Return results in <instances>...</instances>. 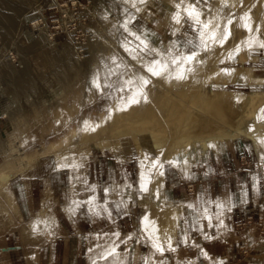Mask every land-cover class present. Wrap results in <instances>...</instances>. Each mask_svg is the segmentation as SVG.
<instances>
[{"label":"rangeland","instance_id":"1","mask_svg":"<svg viewBox=\"0 0 264 264\" xmlns=\"http://www.w3.org/2000/svg\"><path fill=\"white\" fill-rule=\"evenodd\" d=\"M193 3L204 13L202 21L219 25L217 33L229 30L226 42L237 30L241 38L227 48L226 42L209 41L205 49L185 12L190 0H0V173L7 170L0 184V264H230L228 257L240 244L251 248L244 264H264V213L248 229L250 224L231 225L224 210L214 214L211 220L221 228L197 238L198 248L192 242L194 249H186L175 246L181 203L171 192L179 168L185 176L199 166L205 170L213 159L235 155L241 161L243 150L244 160H250L247 169L261 177L264 203V142L256 146L236 138L229 144L216 137L171 153L163 137L153 151L143 147L140 154L129 141L143 136L125 131L145 113L156 117L153 100L161 84L147 69L154 61L158 70L167 64L162 74L174 81L179 68L173 67L172 55L178 52L211 57L224 48L227 53L216 56L204 75V61L185 65L194 66L179 81L182 91L209 86L237 93L238 110L244 99L264 94V0ZM231 53L246 59L227 62ZM239 67L247 68L248 83L241 81ZM229 68L235 69V82L206 84L207 77L220 79ZM142 80L149 82L145 86ZM141 89L143 95L134 96ZM132 97L138 102L129 103ZM258 138L264 140V134ZM61 170L69 182L57 180ZM163 201L175 207L176 217L168 233L173 236L157 251L148 242L158 235L150 213ZM65 206L75 212L74 231L65 230L61 215L59 221L53 216ZM187 215L196 218L192 210ZM23 234L30 239L25 244ZM210 243L217 247H206Z\"/></svg>","mask_w":264,"mask_h":264},{"label":"bare ground","instance_id":"2","mask_svg":"<svg viewBox=\"0 0 264 264\" xmlns=\"http://www.w3.org/2000/svg\"><path fill=\"white\" fill-rule=\"evenodd\" d=\"M256 14H258V12ZM235 34L236 35L234 38L236 39L241 38L239 37L242 35L241 32L237 30L235 31ZM234 38L233 40L232 38H230L231 39L230 42L229 41L226 42L227 44L226 47L224 46V48H227V46L228 47L231 46V44H233ZM234 44H236V42H234ZM224 48H221V51L218 52V55H216L217 52L215 51L216 54L215 56H211L212 58L209 57L211 54L208 56L209 52L208 53L202 52L201 54L198 55L197 60L198 59L202 60L204 61V64L205 63L207 64L206 68L202 69L203 75L205 71L206 73H209V66H210L209 64H211V66L214 68L212 64H214L216 56L218 57L221 54H225L227 56V53L225 52L226 50ZM232 56L233 54L231 53L227 62L228 61L236 62V60L238 59L241 62L244 61V59H246L244 56H240L237 58H233ZM225 60L226 59H224V61ZM203 66L205 65L203 64L199 65L200 68ZM238 69L242 70L243 72L241 81L244 83L245 82L248 83L249 81L246 80L247 68L245 69L244 67H239ZM163 74L159 75L157 79L158 86L159 84H161L160 85L161 88H159V94L155 95L154 97L155 99L153 100V102L156 105V112H157L156 117L148 116L146 115L147 113H145L143 114L144 116H142V119L139 122H134V120L132 119L130 121L131 122L130 127H128L125 130L126 132L131 131L134 134L135 133L137 134L139 132L138 134L143 136L142 139H139L138 136L137 137L134 136L135 138L134 137L131 138V141H129L128 139L130 144H132L133 149L135 148L137 151H139L140 154H142L143 147H146L149 150L153 151L156 145L158 146V144H162L163 137L167 139L166 145L168 146L166 148L169 147L167 150L171 153L178 148H182L186 146L191 141L197 140L201 142H205V141L207 142V141H213V139H215L216 137H220L223 140L225 138L226 141L230 143L232 142L233 139L242 138L243 140H246L256 146H258L257 144H259L258 141L264 142V140H259L258 138L260 134H264V94H260L256 97H253L251 98L250 101H246L244 99L243 109L238 110L236 106L239 100V94L237 93L221 91V90L211 91V88H209V86L208 88L199 87L198 91H192L189 93L184 90L182 91V87H180L181 83H179V81H183V80L174 79V81H172V79H168L169 81H171L168 82L167 78H165ZM208 75L209 74H207V76ZM235 81H236L235 69L229 68L224 72V76L220 79L208 80L207 77L206 84H210L212 82H216L218 84H228ZM202 82L204 83L205 80H203ZM171 92L174 94L175 96L174 98L170 96ZM192 96L195 97L192 98ZM182 97L186 98L187 101L182 100L183 99ZM244 97L247 96H243V98ZM247 102H249V106L247 105ZM179 103H181V105L182 103H186L188 107L186 108L183 107L184 104L181 107ZM144 107L145 106L141 107V109L139 108V110L143 111L145 109ZM136 110H135V114H136ZM137 119L138 118H136V120ZM112 121H114L113 118ZM138 125H140L139 130H137ZM116 131L119 132V130ZM255 134H257V136H255ZM126 135L128 134L126 133ZM58 144L52 145L53 147H51V150L52 149L55 150ZM169 152L167 153L168 157H169ZM165 156L166 155H164L163 157ZM6 174H7V170H6ZM6 174L2 173L1 171L0 184L4 182V177L6 176ZM153 208H154L153 210L154 215L157 217L160 224V228H161L160 235L165 237L166 234L170 233L169 228L176 217L175 216L176 209L175 207H172L170 203H167L166 205L163 206L162 212L161 210L159 211L154 206ZM22 241L25 244L26 242L30 241V239L26 235V236H22ZM215 244L210 243L207 244L206 247L216 248L217 246Z\"/></svg>","mask_w":264,"mask_h":264},{"label":"crops","instance_id":"3","mask_svg":"<svg viewBox=\"0 0 264 264\" xmlns=\"http://www.w3.org/2000/svg\"><path fill=\"white\" fill-rule=\"evenodd\" d=\"M228 143L231 144L230 142ZM239 151L236 150L237 153H240ZM247 155L246 152L241 150V161L239 158H235V155L234 158L230 159L227 157L226 160L218 161L213 159L211 162H205V170L200 169L199 166L194 170L193 174L188 170L185 176L182 174V168H179L180 171L176 172L171 184V192H173L174 198L181 203L178 206L179 217L177 218V228L180 236L176 238L175 246L180 245L186 249H194L191 245L193 242L194 247L198 248L197 238L210 234L217 227L221 228V222H218L219 226H214L211 216L223 213V210L227 221L229 220L231 225L246 224L248 222L255 224V220H258V217L264 213L262 191L260 190L261 177L258 174L254 175L252 171L250 173V170L247 169L250 167V160H244L248 158ZM69 178L67 171H57V180L59 182L67 183ZM190 200L193 203L195 202L194 205L191 204ZM162 203L161 207H156L159 211L166 204V201ZM188 204L193 207L190 211L192 210L193 214H195V219L187 215L188 213L190 214V211L187 212V208L184 207L189 206ZM63 209L53 213V216L59 221L58 217L61 215L65 230L74 231L73 229L77 225V219L74 217L75 212H71L69 206H65ZM150 214L153 216L152 208ZM154 219L158 235L157 239H148L150 249L154 243L165 244L167 238L173 236L166 234L165 237H161L159 221L156 217ZM64 228L62 227L63 230ZM183 231L185 233L182 235L181 232ZM203 250L204 247L202 246V252ZM147 257L150 260L151 255L147 254ZM211 258L213 259V256ZM217 263L219 262L215 261V264Z\"/></svg>","mask_w":264,"mask_h":264},{"label":"snow or ice","instance_id":"4","mask_svg":"<svg viewBox=\"0 0 264 264\" xmlns=\"http://www.w3.org/2000/svg\"><path fill=\"white\" fill-rule=\"evenodd\" d=\"M226 6V5H225ZM186 15L189 19L192 20V31L193 32H198L199 34V39L201 40V43L203 44L204 48L207 49L209 47V41L212 43H219L221 46L228 40L229 38V30L225 28L223 31L217 33V29L219 28L218 24H215L213 21H202L201 16L204 15V13L200 10H198L193 3V0H190V5L188 8L185 9ZM176 23H180L179 19V14L175 17ZM232 20H228V24H231ZM261 47H264V45H261ZM170 55H172L171 52H169ZM198 53L196 51H190L189 53L185 54L183 52H178V55H172V65L173 67L179 68V71L172 76L174 79L182 80L186 79L185 72H190L192 71L191 67L185 68V65H191L194 62H199L197 61ZM223 62V61H222ZM159 63L157 61L153 62V65L148 67V71L151 72L152 75H161L164 70H167L168 65L164 64L161 66V69H157L155 65ZM149 81L147 80H142L143 85H147ZM128 83H132L131 81H128ZM107 86V85H105ZM135 95H143L142 89L134 94ZM129 103H134L138 102L137 99L134 97L129 98ZM141 190L146 191V186L142 185ZM147 219V218H145ZM153 229H154V224H153ZM119 234H117L118 236ZM207 239H212V237H206ZM153 247L156 248L157 251H161L162 249L160 248L159 244L154 243ZM115 253V249L113 248L112 251L109 253V255H113Z\"/></svg>","mask_w":264,"mask_h":264},{"label":"built area","instance_id":"5","mask_svg":"<svg viewBox=\"0 0 264 264\" xmlns=\"http://www.w3.org/2000/svg\"><path fill=\"white\" fill-rule=\"evenodd\" d=\"M261 221V216L258 217V222ZM246 224H250L248 225L247 229L252 226V224L254 223H246ZM264 224V223H263ZM242 224H236V227H241ZM251 248L246 247V246H242V244H240L237 248H235V251L232 252V254L228 257L232 259V262L230 264H244L245 260L248 259V257L250 256V254L247 251H250ZM239 255H242V258L239 257Z\"/></svg>","mask_w":264,"mask_h":264}]
</instances>
